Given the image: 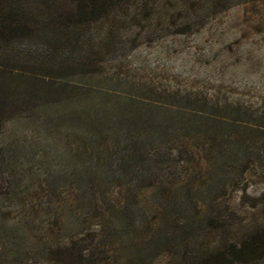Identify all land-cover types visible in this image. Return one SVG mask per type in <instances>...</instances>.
Listing matches in <instances>:
<instances>
[{
  "label": "rangeland",
  "instance_id": "rangeland-1",
  "mask_svg": "<svg viewBox=\"0 0 264 264\" xmlns=\"http://www.w3.org/2000/svg\"><path fill=\"white\" fill-rule=\"evenodd\" d=\"M100 13L74 38L46 18L0 44V158L12 164L0 177L5 231L30 228L32 247L64 235L80 218L69 211L66 186L55 197L40 190L53 169L83 164L63 155L92 162L124 153L125 138L140 143L168 119L178 128L168 152L183 151V162L170 184L142 188L148 216L153 192L175 203L189 187L195 200L221 205L220 221L264 223V0H124ZM76 45L92 66L59 58L75 56ZM190 124L189 133L182 125ZM206 215L199 202L186 216ZM86 223L99 232L100 218ZM117 252L120 264L125 251Z\"/></svg>",
  "mask_w": 264,
  "mask_h": 264
},
{
  "label": "trees",
  "instance_id": "trees-1",
  "mask_svg": "<svg viewBox=\"0 0 264 264\" xmlns=\"http://www.w3.org/2000/svg\"><path fill=\"white\" fill-rule=\"evenodd\" d=\"M123 1L0 0V44H9L20 34L29 32L31 21H46V18L69 30V36L74 38L78 35L76 31L98 20L103 8ZM42 9L50 13L43 15ZM55 40L59 42L58 38ZM79 48L75 46V56L63 53L59 58L64 61L72 58L83 67L92 66V55L81 54ZM52 56L58 60L57 55ZM25 98L30 97L26 95ZM184 126H190L185 129L189 133L193 130L192 124ZM158 129L160 134L148 136L140 143L131 137L125 138L124 144L129 151L97 154L92 162L84 156L76 158L64 154L66 161L83 164L53 169L40 190L55 197L62 188L59 186H66L68 198H71L69 211L80 213V218L79 214L77 218L72 216L73 225L63 230L64 235L59 234L48 243L46 239L37 240L38 244L32 247L29 240L33 237L27 233L30 228L20 224L6 232L5 219L0 213V264H118L116 248L125 251L120 254V264H264V223L247 227L220 221L221 205L209 197L195 200L189 187L183 188L181 199L175 203H164L168 192H153V213L148 216L141 202L144 201L142 188L158 186L161 180L170 184L177 163L183 162L184 155L183 151L168 152L178 135L172 120H164ZM207 133V130L199 131L203 137ZM136 148L138 150L134 151ZM215 151L219 153L218 148ZM11 168V161L2 156L0 177L7 175ZM110 186H117V193L108 194ZM12 200L20 203L21 199ZM199 202L204 203L207 215L200 219L187 218ZM64 212L67 213L66 208ZM162 215L167 216L166 222L160 221ZM88 218L101 219L98 233L88 229ZM204 237L212 238L211 245Z\"/></svg>",
  "mask_w": 264,
  "mask_h": 264
}]
</instances>
